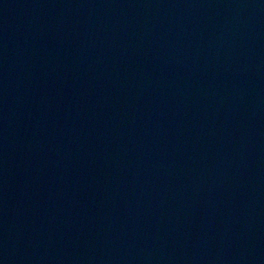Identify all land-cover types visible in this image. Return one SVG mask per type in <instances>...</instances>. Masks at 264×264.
I'll return each instance as SVG.
<instances>
[{
	"label": "water",
	"instance_id": "95a60500",
	"mask_svg": "<svg viewBox=\"0 0 264 264\" xmlns=\"http://www.w3.org/2000/svg\"><path fill=\"white\" fill-rule=\"evenodd\" d=\"M0 264H264V0H0Z\"/></svg>",
	"mask_w": 264,
	"mask_h": 264
}]
</instances>
